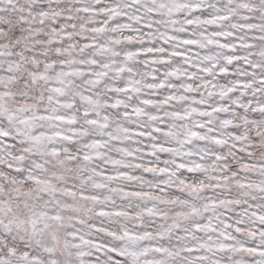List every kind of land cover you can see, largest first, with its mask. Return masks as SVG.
I'll use <instances>...</instances> for the list:
<instances>
[{"label": "snow or ice", "instance_id": "obj_1", "mask_svg": "<svg viewBox=\"0 0 264 264\" xmlns=\"http://www.w3.org/2000/svg\"><path fill=\"white\" fill-rule=\"evenodd\" d=\"M0 264H264V0H0Z\"/></svg>", "mask_w": 264, "mask_h": 264}]
</instances>
